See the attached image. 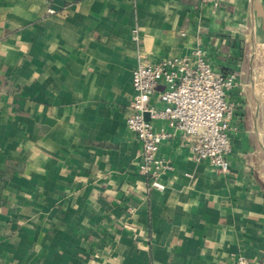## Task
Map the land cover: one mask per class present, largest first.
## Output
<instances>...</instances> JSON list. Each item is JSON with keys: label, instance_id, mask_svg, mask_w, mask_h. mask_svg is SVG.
<instances>
[{"label": "crops", "instance_id": "obj_1", "mask_svg": "<svg viewBox=\"0 0 264 264\" xmlns=\"http://www.w3.org/2000/svg\"><path fill=\"white\" fill-rule=\"evenodd\" d=\"M199 44L238 74L230 171L157 122L174 166L159 190L127 123L133 72ZM241 257L264 264V0H0V264Z\"/></svg>", "mask_w": 264, "mask_h": 264}, {"label": "built area", "instance_id": "obj_2", "mask_svg": "<svg viewBox=\"0 0 264 264\" xmlns=\"http://www.w3.org/2000/svg\"><path fill=\"white\" fill-rule=\"evenodd\" d=\"M202 1L219 4V0ZM237 80V73H217L201 44L193 58H170L157 64L144 56L138 58L132 82L133 114L127 123L141 142L140 168L152 187L164 190L162 177L174 170L159 154L161 145L172 134L164 128L157 130V122H165L174 132L192 138L195 161L207 163L221 174L229 173L227 155L231 150L232 118L236 110L229 101V94ZM161 83L166 86L160 93L163 107L154 101ZM239 264L250 262L241 257Z\"/></svg>", "mask_w": 264, "mask_h": 264}]
</instances>
